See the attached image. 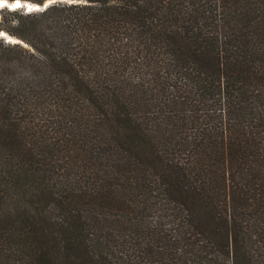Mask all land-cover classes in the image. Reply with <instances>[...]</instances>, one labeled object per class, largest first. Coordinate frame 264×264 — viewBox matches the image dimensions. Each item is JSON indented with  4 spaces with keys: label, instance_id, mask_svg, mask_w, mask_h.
Here are the masks:
<instances>
[{
    "label": "trees",
    "instance_id": "obj_1",
    "mask_svg": "<svg viewBox=\"0 0 264 264\" xmlns=\"http://www.w3.org/2000/svg\"><path fill=\"white\" fill-rule=\"evenodd\" d=\"M0 31V264H264V0L3 8Z\"/></svg>",
    "mask_w": 264,
    "mask_h": 264
},
{
    "label": "water",
    "instance_id": "obj_2",
    "mask_svg": "<svg viewBox=\"0 0 264 264\" xmlns=\"http://www.w3.org/2000/svg\"><path fill=\"white\" fill-rule=\"evenodd\" d=\"M64 1H68V2L72 3V2H75L76 0H52V2H50V0H46L42 4L31 2V1H28V0H20V7L19 8H23L25 11H28V7L32 6L33 7L32 11L41 10V9L47 8L48 6H50V5L54 4V3L64 2ZM12 3H16V0H7V3L5 4L4 7L9 8L8 4H12ZM19 8H16V9H19ZM9 9H11V8H9ZM0 33L3 34V35H0V36L7 37V39H12L11 36L7 35V33L5 31H0Z\"/></svg>",
    "mask_w": 264,
    "mask_h": 264
},
{
    "label": "clouds",
    "instance_id": "obj_3",
    "mask_svg": "<svg viewBox=\"0 0 264 264\" xmlns=\"http://www.w3.org/2000/svg\"><path fill=\"white\" fill-rule=\"evenodd\" d=\"M6 3H7V0H5V2L2 5H0V8H3ZM8 7L11 9H16V8H19L20 6H18L17 3H12V4H8Z\"/></svg>",
    "mask_w": 264,
    "mask_h": 264
},
{
    "label": "rangeland",
    "instance_id": "obj_4",
    "mask_svg": "<svg viewBox=\"0 0 264 264\" xmlns=\"http://www.w3.org/2000/svg\"><path fill=\"white\" fill-rule=\"evenodd\" d=\"M3 8H7V7H3ZM3 8H0V17H1V9H3ZM7 35H9V34L7 33ZM9 36H11V35H9ZM0 37H2V36H0ZM4 38L6 39V41H10V42L20 41L18 38H14L13 36H11L12 39H7V37H4Z\"/></svg>",
    "mask_w": 264,
    "mask_h": 264
},
{
    "label": "snow or ice",
    "instance_id": "obj_5",
    "mask_svg": "<svg viewBox=\"0 0 264 264\" xmlns=\"http://www.w3.org/2000/svg\"><path fill=\"white\" fill-rule=\"evenodd\" d=\"M4 2H5V0H0V5H2ZM50 2H52V0H50ZM16 3H17L18 6H20V0H16ZM32 10H33V7L29 6L28 7V11H32ZM0 35H3V34L0 33Z\"/></svg>",
    "mask_w": 264,
    "mask_h": 264
}]
</instances>
